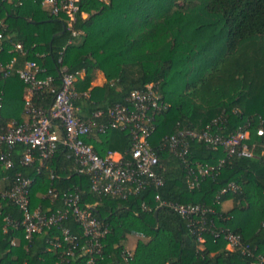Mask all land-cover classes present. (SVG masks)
I'll use <instances>...</instances> for the list:
<instances>
[{"label":"trees","instance_id":"16d2710c","mask_svg":"<svg viewBox=\"0 0 264 264\" xmlns=\"http://www.w3.org/2000/svg\"><path fill=\"white\" fill-rule=\"evenodd\" d=\"M80 8L70 25L66 14L52 16L39 2L0 0V30L6 40L0 64L13 58L12 44L22 43L30 50L28 59L42 70L39 78H52L56 91L64 67L71 74L83 71L74 100L75 114L83 120L126 104L135 90L158 84L169 107L157 118L149 143L161 160L158 174L164 184L128 200L116 199L93 189L90 176L78 171L76 158L62 144L43 163L37 159L28 166L22 163L27 145L5 148L13 167L0 164V264H88L82 252L68 254L73 244L63 240L67 228L78 237L76 243L85 241L72 215L31 239L22 227L6 224L7 216L22 220L20 210L2 197L15 186L17 175L35 180L30 189L33 209L63 211L65 196L71 194L80 196L83 207L97 204L94 215L110 234L93 264H264L258 259L264 258V136L257 133L264 129V0H81ZM26 60L21 59L1 87L3 123L24 122L26 85L17 70ZM98 71L107 83L92 88ZM55 96L50 88L42 89L33 102L49 109ZM208 126L213 134L225 136L249 129V145H255L257 157H229L222 148L213 150L189 137L182 139L187 150L180 145L172 150L171 137L201 134ZM86 142L102 157L112 151L130 160L127 132H97ZM35 154L38 158L37 150ZM200 165L215 170L198 176L191 188L190 169L197 173ZM232 182L239 188L221 194ZM158 195L167 203L212 209L208 220L215 230L240 235L251 253L228 249L224 238L210 233L198 242L186 219L168 207L157 208ZM136 234L144 239L130 248L134 257L126 261L129 238Z\"/></svg>","mask_w":264,"mask_h":264},{"label":"built area","instance_id":"2783aa9c","mask_svg":"<svg viewBox=\"0 0 264 264\" xmlns=\"http://www.w3.org/2000/svg\"><path fill=\"white\" fill-rule=\"evenodd\" d=\"M24 1L26 0H18L20 5ZM32 1L39 2L52 16L66 14L70 18V25L75 21L76 15L81 13V0ZM3 37V32L0 30V52L5 49L6 40ZM9 53L13 54L11 61L5 65L0 64L2 68L0 74V164L5 169L13 167L9 150L16 144L28 146V150L22 157V163L27 166L35 163L37 159L43 163L57 150L58 145L62 144L76 158L79 164L78 171L89 175L93 189L103 195L128 200L148 187H161L164 184L162 177L158 174V170L162 167L161 160L149 143V138L156 130L157 118L169 107V104L163 100L158 84H149L144 90H135L127 99L126 104H117L106 111H96L92 118L83 120L76 116L74 107V100L78 96L77 84L85 74L83 71L71 74L64 67L61 88L56 91L51 85L52 78L44 80L39 78L42 70L36 61L28 59L30 50L24 44H12ZM23 58L27 60L23 68L17 70V74L26 85L24 100L28 120L23 123L16 121L3 123L4 91L1 87ZM59 63H63V55ZM46 88L56 93L52 106L49 109L36 107L33 102L34 96L37 91ZM103 118L106 119L105 123L98 121ZM110 130H120L130 135V160L112 151L102 157L86 142L89 136L97 132L106 134ZM257 133L258 136L263 137L264 129L260 128ZM187 137L197 139L213 150L222 148L229 157L252 159L257 157L255 145H249L251 133L247 128H239L227 136L213 134L210 126L201 134L181 132L178 136L171 137L172 150L179 145L187 150L182 141ZM5 148L9 150L6 151ZM36 150L39 152L38 158L35 154ZM214 170L215 167L209 165L198 166L197 173L190 169V176L194 177L190 187L196 186L198 176L211 175ZM17 176L15 186L4 192L2 197L11 201L20 210L22 220L18 222L7 216L4 217L6 224L22 227L26 238L31 239L44 230L57 227L72 215L82 229L85 241L79 245L76 243L78 237L74 236L69 229L64 228L62 230L64 242L73 244L68 249V254L74 255L75 251H80L82 255L88 256L87 263L93 264L95 257L101 255L103 251L102 240L110 234V229L94 215L97 204L83 207L80 196L71 194L65 196L66 209L63 211L45 213L41 208L33 209L30 189L35 180L31 177ZM238 188V185L232 182L222 190L221 194L236 191ZM156 201L157 208L168 207L186 219L189 226L194 229L198 242L203 243L204 234L210 233L215 238H224L228 249H240L243 253H251L250 246L244 244L240 235L228 229L215 230L213 222L208 220L209 214L213 213L212 209L201 205L167 203L159 195L156 196ZM123 256L126 261L133 258V254L127 249ZM258 259L264 262L261 256Z\"/></svg>","mask_w":264,"mask_h":264},{"label":"crops","instance_id":"0c3cea01","mask_svg":"<svg viewBox=\"0 0 264 264\" xmlns=\"http://www.w3.org/2000/svg\"><path fill=\"white\" fill-rule=\"evenodd\" d=\"M83 17L86 18L87 17V14H83ZM82 35V33H78L77 35L75 36H80ZM84 77V75H83ZM107 83V78L105 77L104 73L101 72V71H98L93 82H92V88H102L104 87V85ZM24 122L28 120V117L25 115L24 117Z\"/></svg>","mask_w":264,"mask_h":264},{"label":"rangeland","instance_id":"374dc122","mask_svg":"<svg viewBox=\"0 0 264 264\" xmlns=\"http://www.w3.org/2000/svg\"><path fill=\"white\" fill-rule=\"evenodd\" d=\"M142 238H143L142 235H139V234H136V235L132 236V238H129L130 239V244H128L126 248H127V250L131 251V253L133 254V257H134V252L131 249L134 248L136 243L139 240H141Z\"/></svg>","mask_w":264,"mask_h":264}]
</instances>
